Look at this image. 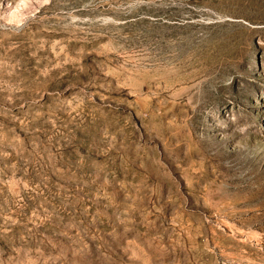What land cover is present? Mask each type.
<instances>
[{
  "label": "rangeland",
  "instance_id": "374dc122",
  "mask_svg": "<svg viewBox=\"0 0 264 264\" xmlns=\"http://www.w3.org/2000/svg\"><path fill=\"white\" fill-rule=\"evenodd\" d=\"M0 264H264V0H0Z\"/></svg>",
  "mask_w": 264,
  "mask_h": 264
}]
</instances>
